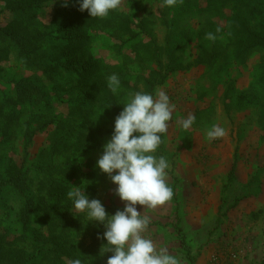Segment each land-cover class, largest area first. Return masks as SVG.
<instances>
[{
    "label": "rangeland",
    "instance_id": "374dc122",
    "mask_svg": "<svg viewBox=\"0 0 264 264\" xmlns=\"http://www.w3.org/2000/svg\"><path fill=\"white\" fill-rule=\"evenodd\" d=\"M25 15L0 0V173L25 171L33 189L55 178L58 201L50 204L61 215L35 212L27 232L43 246L27 252L4 240L17 239L25 226L0 215L11 231L10 238L0 235V264H69L74 250L84 264H106L103 226L87 223L66 192L84 182L107 212L123 208L96 161L123 108L118 102L157 89L175 105L157 150L169 161L174 196L155 209L136 205L151 217L147 234L181 264H215L220 251L239 253L238 264L263 263L264 0H182L172 8L163 0H122L106 18H91L74 0L67 7L64 0H36ZM17 19L29 20L19 37L33 65L19 43L3 37ZM208 32L217 39H207ZM112 73L121 79L118 95L107 87ZM21 80L37 88L29 101L18 95ZM189 113L196 120L185 130L178 121ZM212 124L227 134L207 140ZM17 198L11 193L7 201ZM73 220L79 230L68 228Z\"/></svg>",
    "mask_w": 264,
    "mask_h": 264
},
{
    "label": "clouds",
    "instance_id": "9594fccd",
    "mask_svg": "<svg viewBox=\"0 0 264 264\" xmlns=\"http://www.w3.org/2000/svg\"><path fill=\"white\" fill-rule=\"evenodd\" d=\"M78 10H87L91 18H106L111 12L122 6V0H74ZM182 0H163L166 7L172 8ZM68 6V0H64ZM220 32V28L216 29ZM212 41L217 36L206 33ZM107 87L114 95L121 90V79L117 73L107 77ZM122 110L114 119L110 139L103 144V152L96 161L103 173L116 185L114 192L124 202L122 209L114 213L107 212L98 198H90L84 190L87 183L73 187L66 192L67 199L75 210L86 215L88 222H98L103 226L98 238L106 241L100 248V255L110 252L106 264H181L177 255L165 247L158 248L148 233L151 217L138 211L136 205L155 209L170 201L174 196L173 188L168 183L169 161L157 150L164 142L169 122L173 119L175 105L169 95L161 89L154 92L136 91L127 94ZM196 117L189 113L181 117L178 124L189 129ZM227 134L219 124H212L205 130L209 141ZM69 264H84L79 257Z\"/></svg>",
    "mask_w": 264,
    "mask_h": 264
},
{
    "label": "trees",
    "instance_id": "16d2710c",
    "mask_svg": "<svg viewBox=\"0 0 264 264\" xmlns=\"http://www.w3.org/2000/svg\"><path fill=\"white\" fill-rule=\"evenodd\" d=\"M33 1V2H32ZM11 0V10L12 12L24 16L29 10H31L34 6H36V0ZM26 16V15H25ZM28 17V16H27ZM14 24H9V26L2 30L3 37L10 36L14 42L19 43L22 47V51L20 55L24 58V62L28 63V65H33L34 57L31 56L29 51L25 49V45L27 40L22 39L19 37V31L24 28V23H29V20H25L24 22L20 19L14 20ZM6 39V38H5ZM38 56H36V59ZM37 89L31 83L26 82L25 80H21L18 84V95H21L23 101L31 100L33 90ZM32 178L28 175L25 171H9L7 175L0 173V200L5 201V208L3 212H0V215H4L6 218L9 219V223L19 225L22 223L25 226V233L19 235L17 239L6 240L7 247L18 249L22 252L29 251V248H41L43 246L40 244L38 239H33L32 234H29L27 229L28 223L33 219V215L39 209L41 214L42 211V218L50 215L52 212L56 214V216H60L61 212L51 206V204H56L58 200H55L54 196L56 195V190L58 188V184L54 181L55 178L47 179L45 177L42 180V187L41 183L37 184V186L33 189L32 185ZM30 180L31 184L28 182ZM14 193L17 197V200H14L13 203L7 201L9 200V195ZM51 203V204H50ZM46 207H44L45 205ZM44 205V206H40ZM37 214V215H38ZM2 220L0 219V228H3V232H0V235H3L6 238H10L11 234L9 232L10 229L5 227L1 224ZM68 228L71 230H79L77 226H74V220L72 225H69ZM69 230V231H70ZM2 233V234H1ZM65 233L68 231L65 230ZM83 249V246H79ZM89 251L86 250V254L89 255ZM91 252V251H90ZM75 256L77 258L80 256V251L74 250ZM34 257V255L32 256ZM31 258V256H30ZM35 258V257H34ZM26 259L20 260L17 264H25Z\"/></svg>",
    "mask_w": 264,
    "mask_h": 264
},
{
    "label": "built area",
    "instance_id": "2783aa9c",
    "mask_svg": "<svg viewBox=\"0 0 264 264\" xmlns=\"http://www.w3.org/2000/svg\"><path fill=\"white\" fill-rule=\"evenodd\" d=\"M240 258L237 252H226L220 251L214 258L215 264H238V259ZM261 264H264L261 263Z\"/></svg>",
    "mask_w": 264,
    "mask_h": 264
}]
</instances>
